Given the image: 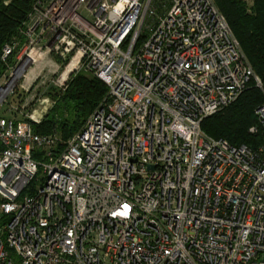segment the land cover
Returning <instances> with one entry per match:
<instances>
[{"label":"built area","instance_id":"built-area-1","mask_svg":"<svg viewBox=\"0 0 264 264\" xmlns=\"http://www.w3.org/2000/svg\"><path fill=\"white\" fill-rule=\"evenodd\" d=\"M20 31L2 53L0 264H264V141L202 128L262 88L215 0H34ZM49 64L55 84L108 86L65 143L33 129L54 102L13 99Z\"/></svg>","mask_w":264,"mask_h":264},{"label":"trees","instance_id":"trees-1","mask_svg":"<svg viewBox=\"0 0 264 264\" xmlns=\"http://www.w3.org/2000/svg\"><path fill=\"white\" fill-rule=\"evenodd\" d=\"M215 2L225 15L255 73L261 78L262 88L252 80L236 101L207 117L202 128L214 138H225L232 145L256 149L264 141L263 129L260 128L257 134H252L249 129L254 125L260 127L255 110L264 103V0H253L251 6L244 0ZM33 6L34 0H0V77L7 70V62L2 58L3 48L11 44L14 37L23 39L20 30ZM107 93L108 86L96 76L76 75L68 87L56 91L55 104L41 123L33 124L34 131L38 134L57 132L62 142H67Z\"/></svg>","mask_w":264,"mask_h":264},{"label":"rangeland","instance_id":"rangeland-1","mask_svg":"<svg viewBox=\"0 0 264 264\" xmlns=\"http://www.w3.org/2000/svg\"><path fill=\"white\" fill-rule=\"evenodd\" d=\"M248 6H251L253 4V0H244ZM6 2H9V0H6ZM19 42L23 41L19 40L18 37H14L12 42ZM51 65H46L43 69V76L39 77L37 80L33 77H31L29 80L26 81L22 79L19 81L15 86V98H13L15 101L19 102H25L28 107L27 110L32 113L36 111H40V108L37 107L38 105V99L40 98H49L53 104L56 102V98H54L57 90H64L66 87H68L71 80L78 74L82 73L87 77L93 76L91 73H89L86 70H75L72 75L70 76L69 80L62 86L60 84H55L58 80V75H53L51 71ZM65 69V66L61 67L60 73ZM1 79V77H0ZM22 84H24L25 88L22 87ZM52 104V105H53ZM39 109V110H38ZM38 114V112H37Z\"/></svg>","mask_w":264,"mask_h":264}]
</instances>
